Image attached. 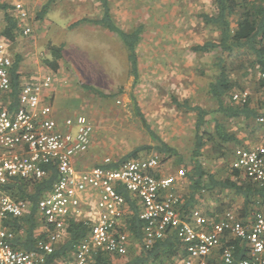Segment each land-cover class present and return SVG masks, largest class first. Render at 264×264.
Returning <instances> with one entry per match:
<instances>
[{"label":"rangeland","instance_id":"obj_1","mask_svg":"<svg viewBox=\"0 0 264 264\" xmlns=\"http://www.w3.org/2000/svg\"><path fill=\"white\" fill-rule=\"evenodd\" d=\"M108 1L115 25L126 32L140 26L143 28L136 49L137 82L128 72L127 55L121 40L114 34L93 31L95 25L91 21L101 16L97 0H0V4L9 6L8 11L12 12L17 24L28 26L32 31L30 36L24 37L21 27L17 26L18 42L29 51L34 49L28 61V71L33 70L34 75L25 81L20 79V82L38 81L51 75L53 87L45 93L46 102L61 116L82 114L91 121V148L83 156L86 158L84 166H77V169L103 166L106 160L112 164L125 158L128 161L157 156V152L151 149L157 141L151 138L148 129L136 116V102L154 135L176 149L183 159L182 164H178L177 156L169 157L161 163V175L170 176L177 170H187L184 164L189 162L193 147L195 113L178 107L176 102L214 108L208 95V83L214 72L216 54H196L191 49L214 36L199 18L202 13L212 12L214 0ZM17 4L23 5L25 20L19 17ZM45 4L49 5L44 19L55 22L49 28L45 21L37 19ZM3 26L4 12L0 11L1 30ZM10 51L13 57L17 54L12 46ZM56 52L61 56L57 60L52 56ZM257 82V74L248 76L243 81L244 90L240 91L249 93L250 107L259 114L263 109H258V99L254 97L259 92ZM79 83L93 88L103 97L86 91ZM230 100L234 102L232 98ZM229 124V129L236 132L243 143L255 145L264 142L263 128L244 121H231ZM212 126L213 123L210 124ZM135 150H139L137 156L131 157ZM157 157L159 160L168 158ZM200 161L217 179L229 177L232 159L225 162L218 158L208 145L202 148ZM176 192H188L185 178L177 180ZM222 205L236 211L239 199L229 191L204 193L196 207L207 216L208 212ZM255 211H264V208H256ZM127 233L130 239L128 253L114 257L117 264L132 259L141 251V242ZM171 262L173 259L164 261L165 264Z\"/></svg>","mask_w":264,"mask_h":264},{"label":"built area","instance_id":"obj_2","mask_svg":"<svg viewBox=\"0 0 264 264\" xmlns=\"http://www.w3.org/2000/svg\"><path fill=\"white\" fill-rule=\"evenodd\" d=\"M16 9L25 20L23 5L17 4ZM17 26L22 36L31 35L28 26ZM13 62L10 44L0 38V264H46L47 257L67 238L66 230L72 222L86 225L88 234L67 259H56L54 264H91L101 251L126 256L130 239L123 225L129 214L124 194L137 201L144 249L152 248L167 232H176L184 248L172 264H212L210 257L217 249L222 264H233L235 248L231 242L247 248L237 264H264V211H255L246 221L234 211L211 220L198 210L183 216L176 183L185 172L161 175L157 156L124 161L118 168H107L110 164L106 160L103 166L77 169L75 158L91 148V121L82 114L66 116L61 122L54 118L52 106L44 99L53 86L51 75L21 83L18 105L9 111L5 104ZM258 79L264 92V72ZM231 98L242 105L248 102L249 93L238 91ZM256 122L264 126V113ZM231 167L251 182L264 185V144L237 148ZM53 171L56 180L37 204L44 238L38 239L31 251L13 248V233L3 229L1 222L25 215L29 203L11 197L5 186L15 179L41 180ZM147 264L160 263L150 260Z\"/></svg>","mask_w":264,"mask_h":264},{"label":"trees","instance_id":"obj_3","mask_svg":"<svg viewBox=\"0 0 264 264\" xmlns=\"http://www.w3.org/2000/svg\"><path fill=\"white\" fill-rule=\"evenodd\" d=\"M103 10L102 17L93 20L91 23L100 26L109 33L116 35L122 42L128 62V72L135 82L138 80V58L136 49L142 34V27H137L131 31H124L112 20L109 11L108 0H97ZM46 4L41 12L37 14V19H42L46 14ZM214 7L211 13H202L199 15L203 26L210 29L213 37L201 45L192 46V51L196 54L215 53L213 62L214 72L208 83V95L214 104V108H205L199 105H188L187 102L178 107L186 111L195 113V136L193 147L190 153L189 162L184 164L186 170L185 179L187 181V190L183 196H180L179 210L183 216H188L196 206L202 196L201 193H218L225 191L231 192L239 199L238 213L240 218H250L255 213L256 208H264V185L260 186L244 177L240 171L235 170L229 164V177L217 179L213 174L207 172L203 167L200 157L202 148L209 146L212 154L218 158L229 162L235 150L229 148V144L236 146L240 140L236 132L229 129L231 121H244L248 125H260L256 122L259 114L250 107L249 101L245 104L232 102L231 95L236 90H244L243 81L249 76L264 72V0H214ZM9 6L0 4V11L4 12V26L0 31V38L8 44H13L18 36L17 20L12 12L8 11ZM55 60L61 58L60 54L53 53ZM20 58L16 57L15 63L10 68L11 89L8 94L7 109L12 111L18 105L19 95V68ZM86 91L97 97H103V94L95 92L93 88L82 86ZM257 87L262 88V82H257ZM136 116L142 121L144 127L152 139L157 141L153 148L157 156H167L161 163L167 161L169 157H178L177 163L182 164V157L176 149L170 147L164 141L156 137L146 123L143 114L136 102L134 103ZM212 114L216 116L211 117ZM213 126L210 127V124ZM139 150H135L131 157H136ZM123 159L118 163L107 165V168H118L126 161ZM56 172L53 171L47 178L41 180H20L15 179L5 186L6 192L13 198L21 199L29 203V209L25 215L20 218H7L1 222V227L13 233L11 245L16 249L31 251L35 249L36 241L44 238L43 223L37 214L38 201L48 192L56 180ZM129 214L126 216V229L138 241L142 240L143 224L138 219L137 201L128 194H124ZM220 206L217 209L207 213V218L213 219L224 214L230 209ZM88 227L81 222H72L67 230L65 241L57 245L52 255L47 257L46 264H54L56 259H67L75 249V246L88 234ZM234 245L233 264L245 257L247 248L239 247L237 242ZM184 246L177 238L175 231L167 232L164 239L156 242L150 249L141 247V251L132 259L123 260L119 264H146L148 261H156L165 264L164 261H170L173 257L182 252ZM119 257L99 252L94 257L91 264H117L113 258Z\"/></svg>","mask_w":264,"mask_h":264},{"label":"crops","instance_id":"obj_4","mask_svg":"<svg viewBox=\"0 0 264 264\" xmlns=\"http://www.w3.org/2000/svg\"><path fill=\"white\" fill-rule=\"evenodd\" d=\"M99 3V2H98ZM46 5V4H45ZM44 5V6H45ZM42 6V5H41ZM43 6V7H44ZM41 12V11H40ZM102 14H103V10H102V8H101V16H100V18L102 17ZM76 17V15H74V17L73 18H75ZM99 18H96L95 20H98ZM40 20H42V21H45L47 24H46V26H47V28H49L48 26L49 25H54L55 24V22L53 21V20H50V19H44V16H43V18L42 19H40ZM40 20L38 19V21L40 22ZM92 24V23H91ZM93 25V24H92ZM1 28H3V27H1ZM1 30V29H0ZM93 31L95 32V33H97V34H99L101 31H104L106 34H112V33H109V32H107L106 30H104V29H102L100 26H96L95 25V27H93ZM32 34V33H31ZM19 37H17V39L15 40V42L13 43V44H10V49H11V46L12 47H14V48H16V53L17 54H15V56L13 57V63H15V60H16V57L17 56H19V58H20V67L18 68V74H19V76H20V78H19V81H21L20 79H23L24 81L27 79V78H30L31 76H33L34 75V71L32 70V71H28L30 68L28 67V61L29 60H31V55L33 54V51H34V49H31V51H29L27 48H24L23 46H22V43L21 42H18L19 40ZM257 80L259 81V79H258V74H257ZM21 83V82H20ZM53 87V86H52ZM52 90V89H51ZM51 90H48L46 93H48V92H50ZM254 97H256L257 99H258V104H259V106H257L258 107V109L259 110H261V109H263L262 111H260V113H259V115L260 114H262V113H264V92H262V90L261 89H259V92H258V94H257V96H254ZM253 97V98H254ZM257 111V110H256ZM72 115H74V114H72ZM53 116H54V118L55 119H57L59 122H61L62 120H63V118L64 117H66V115L65 116H61L60 115V113H58L57 111H53ZM259 126V129H264V126H262V125H258ZM238 140H240V144H237L236 146H233L232 144L230 145L229 144V148H231L232 150H236L237 148H241V147H250V146H257V145H261V144H264V142H260L259 144H255V145H251V144H248V143H243L242 141V139L241 138H238ZM233 157H234V155L232 154V160H233ZM86 158L85 157H83V156H79V157H76L75 158V161H74V163H75V166L77 167H79V166H81V167H83L84 166V160H85ZM204 167V166H203ZM86 168H91V167H85L84 169H86ZM184 170V172H185V174H186V170L185 169H183ZM208 172V171H207ZM208 173H210V172H208ZM211 174V173H210ZM183 178H185V177H183ZM182 178V179H183ZM180 181H181V179H180ZM187 182V181H186ZM188 185V184H187ZM188 191V190H187ZM179 193V192H178ZM204 193L205 194H209L208 192H202L201 193V195H204ZM183 194H185L184 192H182V193H180L179 195L182 197L183 196ZM199 201H200V199L198 200V202H197V204L199 203ZM196 204V205H197ZM238 207V206H237ZM193 210H198V207H196V206H194L193 208H192ZM214 209H217V208H214ZM199 211V210H198ZM212 211V210H211ZM214 211V210H213ZM232 211V210H231ZM234 211V210H233ZM238 211V208L236 209V211H234V212H236L237 213V215L239 216V213L237 212ZM202 212V211H201ZM202 214V213H201ZM203 215V214H202ZM204 216V215H203ZM206 217V216H205ZM240 217V216H239ZM252 216H250V218H251ZM207 218V217H206ZM250 218H247V219H243V220H248V219H250ZM208 220H211V218L209 217V218H207ZM242 219V218H241ZM125 227H126V224H123ZM127 228V227H126ZM127 230V229H126ZM131 234V233H130ZM132 235V234H131ZM141 242V241H140ZM63 243V242H62ZM232 243V242H231ZM239 245V247H244V248H246L244 245H242V244H238ZM245 255H246V253H245ZM176 257V256H175ZM175 257H173L172 259H174ZM210 260H211V262H212V264H222V262H221V260H220V252H219V250L217 249V250H215L214 252H213V254H212V256L210 257ZM171 263H173V262H171Z\"/></svg>","mask_w":264,"mask_h":264}]
</instances>
